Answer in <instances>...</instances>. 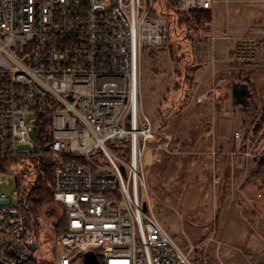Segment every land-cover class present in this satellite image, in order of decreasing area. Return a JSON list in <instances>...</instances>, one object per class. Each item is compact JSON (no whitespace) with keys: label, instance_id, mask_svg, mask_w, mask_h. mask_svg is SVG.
I'll list each match as a JSON object with an SVG mask.
<instances>
[{"label":"built area","instance_id":"built-area-1","mask_svg":"<svg viewBox=\"0 0 264 264\" xmlns=\"http://www.w3.org/2000/svg\"><path fill=\"white\" fill-rule=\"evenodd\" d=\"M231 1L0 0V161L42 150L54 160L51 230L62 215L65 224L54 264L87 251L100 264H192L143 199L145 149L160 161L174 134L141 110L140 62L144 49L170 46L178 15ZM38 117L48 122L33 143ZM236 153L250 155L247 146ZM4 175L17 190L0 191V262L37 261L21 177L0 168V185Z\"/></svg>","mask_w":264,"mask_h":264},{"label":"rangeland","instance_id":"rangeland-1","mask_svg":"<svg viewBox=\"0 0 264 264\" xmlns=\"http://www.w3.org/2000/svg\"><path fill=\"white\" fill-rule=\"evenodd\" d=\"M210 24V28H198L197 39L205 42L210 40L212 48L198 49L194 40L192 44L184 38L185 33L179 27V35H172L170 38L171 48L144 49L140 62L141 110L151 121L160 123L162 111L159 110L165 109L172 100L178 98L176 85L179 83V72L184 68L183 65L189 64L188 60L195 61V55L203 56L196 60H201L206 65L204 68L207 72L211 71L214 64H227L231 74L228 77L220 76L219 79L224 77L227 81L223 83V87H215V94L225 92L227 100L222 99L223 102L215 99L214 105H209L204 114H201L207 126L203 135H213L219 119L218 113L222 110L224 117L231 118L234 122L233 127L226 130L237 141L234 147L244 149L247 146L250 155L247 160L241 161L242 167L230 165L228 158L218 163L220 175L225 169L229 170L230 175L223 196L219 195L221 190L218 189L216 196H211L206 174L200 175L204 188L195 185V154L188 153L195 152V145L199 140L195 132V119L187 120L184 127L180 120L181 114L171 113L166 128L174 137L160 161L152 162L151 146L145 149L143 155L148 195L143 196V199L150 203L156 218L173 241L189 253L192 264H264V241L261 239H264V226H260L261 238L253 242L252 247L240 238L244 235L239 232L245 222L241 212L242 196H264V181L250 179L253 161L264 153V0H232L228 5L216 4L211 10ZM171 49L176 50L177 57L183 58L180 66L176 67V60L171 57ZM233 79L250 85L252 94L249 107L232 103L230 82ZM205 94L207 98L208 93ZM245 108L251 109L248 113V130L243 148L242 118ZM192 110L194 112L190 114L195 118V108ZM31 117L28 116L27 121ZM260 123V129L254 135L253 130ZM30 140L37 142L34 130L30 133ZM234 147L232 151L236 156L237 148ZM214 152L213 159L219 155L216 150ZM2 180L0 191L12 195L17 190L13 187V178L4 175ZM19 183L20 188H23V177L19 179ZM50 211V207H45L43 211L44 228L39 234L37 261L44 256L46 258L50 249V230L57 218ZM232 227H235L234 231ZM231 235L236 237L233 246L229 241ZM73 264L79 263L76 261Z\"/></svg>","mask_w":264,"mask_h":264},{"label":"trees","instance_id":"trees-1","mask_svg":"<svg viewBox=\"0 0 264 264\" xmlns=\"http://www.w3.org/2000/svg\"><path fill=\"white\" fill-rule=\"evenodd\" d=\"M211 11L209 10H196L188 14L178 15L177 25L182 28V32L185 33L184 38L190 40L193 44L196 42L198 37V28L206 27L210 28L211 24ZM178 35V33L176 34ZM172 45L169 47L171 48ZM193 46V45H192ZM176 50L171 49V57L173 60H176V67L180 66L184 61L182 57L176 56ZM191 57V55H190ZM192 60V59H191ZM191 60H188V65H183V69L179 72V83L176 85V89L179 92V96L176 100H172L170 105L165 109H160L162 111L161 120L163 125L168 123L170 120L169 116L171 113L175 114L181 105L188 103L190 94L192 93L194 87V73L198 65L193 64ZM177 71V68H175ZM245 82V81H242ZM231 95V94H230ZM176 103L178 104L176 106ZM172 110L171 112L169 110ZM251 108L243 109V118H242V147L244 148L246 142V132L248 130V113ZM48 122L47 117H38L36 125L34 127V132L37 134L41 133L44 128H46V123ZM262 122V120H261ZM261 123L256 127L254 135L260 129ZM54 165V160L50 157L49 153L42 150L39 155L35 154H14L6 155L0 161V168L18 174L20 177H23L25 180V185L23 188L18 186V195L21 200V203L24 204L25 208L28 211L29 221H30V230L31 234L39 235L43 229V215L44 208L51 207L52 204V168ZM254 167L250 171L251 180H263L264 181V153L260 158L253 161ZM229 170L225 169L221 178V184L218 187V190H221L220 196H223L225 186L228 184ZM65 230L64 216H60L58 221L53 226L52 232V241L50 244V249L48 255L45 258L40 260H27L20 264H54V242L53 238L55 235L63 232ZM97 257L99 254L97 253ZM81 264V259L77 261Z\"/></svg>","mask_w":264,"mask_h":264},{"label":"crops","instance_id":"crops-1","mask_svg":"<svg viewBox=\"0 0 264 264\" xmlns=\"http://www.w3.org/2000/svg\"><path fill=\"white\" fill-rule=\"evenodd\" d=\"M203 43L204 44L202 46L197 45L198 49L204 50L205 48H212V42H210V40H207V42L203 40ZM202 57L203 56L199 54L195 55L194 57L195 61L193 62L198 65L194 73V87L192 93L190 94L188 103L181 105V107H179L178 111L175 114H181L182 118H180V120L183 123L182 126L184 127L186 126L187 120L189 121L191 119H195V132L196 137H198L199 140L195 145V152H188L192 155L195 154V185L204 188V183L201 179L202 176L200 175L206 174L208 176V187L212 193L211 196H216V191L218 189L219 184L214 185L212 177L214 174L218 176L221 180L223 175H220L219 173L218 163H220L222 159L225 160V158H228V162L230 163V165L232 164L237 165L238 167H242L241 161L247 160V158L242 156L241 154H236V156L233 155V147L234 144L237 145V141L236 139L231 138L230 133L226 132V130L228 131V128L233 127L234 122L233 119L224 117L222 110L220 113H218L219 119H217V126L213 135H203L205 130L207 129V126L202 120L203 117H201V114H204V111L209 107V105H214L215 99L218 101L222 99L227 100L225 92L221 91V94H215V87H223V83L227 81V79L224 77H228L231 74V70L228 66H226L227 64L223 63L222 65H212L211 71L207 72L204 68L206 65H204L201 60H196V58L201 59ZM211 60L212 62L215 61L214 58H212ZM224 62L228 63V60H225ZM220 76L224 77H222V79H219ZM244 83L247 85V88L250 92V96L248 98V106H250V99L252 94L250 85L247 82ZM206 92L208 93V97H205L202 101L198 102L197 98L201 94H205ZM232 103H234L233 100ZM177 105L178 104L176 103V106ZM242 106L247 107L246 105ZM193 107L195 108V118L194 115L190 114L194 112L193 110L191 111ZM234 148L236 149L238 147ZM215 150L216 152H218L219 155H217V158L213 159L212 156L213 153H215ZM192 158L194 159L193 156ZM242 198L241 199L243 200V202L241 204V212L243 218L245 219V222H243L244 224L242 227H240L239 230L241 235H244L240 236V238L244 239V242L248 246L252 247L253 242L255 243V241L259 239V237L261 238V235L259 234L260 226H264V196H254L252 198L242 196ZM231 229L233 230L235 229V227H232ZM231 229L229 230L230 232H232ZM229 239L230 243L232 244L236 240V237L234 235H231ZM261 239L262 241H264L263 237Z\"/></svg>","mask_w":264,"mask_h":264},{"label":"water","instance_id":"water-1","mask_svg":"<svg viewBox=\"0 0 264 264\" xmlns=\"http://www.w3.org/2000/svg\"><path fill=\"white\" fill-rule=\"evenodd\" d=\"M230 94L231 98L234 103L239 105H246L248 106V98L250 96V92L247 88V85L244 82L240 81H231L230 83ZM45 149H48V146L45 147ZM142 209L145 211L147 209V206L145 203L142 205ZM52 213V210L50 211ZM27 247L29 248L30 252L33 253L38 248V239L37 235L34 234L33 238L30 242H28ZM0 264H5L0 262ZM81 264H100L99 260L96 256V254L92 251H87L82 256Z\"/></svg>","mask_w":264,"mask_h":264},{"label":"flooded vegetation","instance_id":"flooded-vegetation-1","mask_svg":"<svg viewBox=\"0 0 264 264\" xmlns=\"http://www.w3.org/2000/svg\"><path fill=\"white\" fill-rule=\"evenodd\" d=\"M234 81H239V80H236V79H233ZM233 80H231V81H233ZM240 82H242V81H240ZM231 83V82H230ZM51 215H56V213H55V211L54 210H52V213H51Z\"/></svg>","mask_w":264,"mask_h":264}]
</instances>
